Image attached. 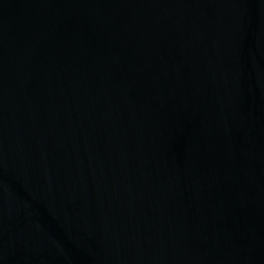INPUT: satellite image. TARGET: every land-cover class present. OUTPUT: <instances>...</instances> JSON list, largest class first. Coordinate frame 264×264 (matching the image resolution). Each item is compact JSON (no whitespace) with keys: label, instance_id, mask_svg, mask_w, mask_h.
Segmentation results:
<instances>
[{"label":"water","instance_id":"1","mask_svg":"<svg viewBox=\"0 0 264 264\" xmlns=\"http://www.w3.org/2000/svg\"><path fill=\"white\" fill-rule=\"evenodd\" d=\"M0 264H264V0H0Z\"/></svg>","mask_w":264,"mask_h":264}]
</instances>
